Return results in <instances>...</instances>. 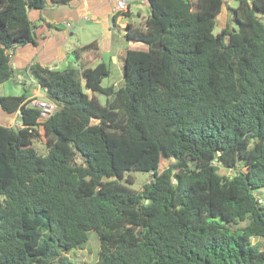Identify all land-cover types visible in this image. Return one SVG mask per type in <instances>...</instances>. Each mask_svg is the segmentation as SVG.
<instances>
[{
	"label": "trees",
	"instance_id": "16d2710c",
	"mask_svg": "<svg viewBox=\"0 0 264 264\" xmlns=\"http://www.w3.org/2000/svg\"><path fill=\"white\" fill-rule=\"evenodd\" d=\"M70 1L0 0V83L7 51L36 44L29 11ZM147 2L123 28L146 48L125 50L120 86L101 85L91 41L80 69L33 63L28 88L0 96L21 122L0 124V264H81L69 253L91 231L96 264H264V0ZM33 85L56 105L43 122ZM128 171L150 179L133 189Z\"/></svg>",
	"mask_w": 264,
	"mask_h": 264
},
{
	"label": "crops",
	"instance_id": "0c3cea01",
	"mask_svg": "<svg viewBox=\"0 0 264 264\" xmlns=\"http://www.w3.org/2000/svg\"><path fill=\"white\" fill-rule=\"evenodd\" d=\"M116 1L117 0H71L67 4L46 6L41 10H30L29 18L34 22L36 44L19 45L13 49V54L10 58V65L14 70L12 81L18 84L16 82L17 76L24 74L25 68L31 63H38L43 67H49L55 70L75 65L77 59L73 54V50L78 46L74 44L72 48H70L68 47V42L73 35L75 26L81 24V22L93 21L96 23L100 20L102 21L105 35H101L100 37L96 32V28L89 27L93 26L92 24L83 23L82 26L86 28V31L91 36L89 42L96 41L98 49L100 48L98 38L102 39L103 46L99 49L100 58H103V51L110 52L111 56L113 54L111 43L114 32L110 27V20L116 12ZM124 1L126 4L125 11H129V16L130 2H139L140 4H143L148 10V16L149 6L147 0ZM234 1L236 2V0ZM226 3L229 5L228 0H226ZM224 9L227 11L226 7H224ZM123 16L124 15H120L117 17L114 22V27L116 24L119 26L131 22L130 18ZM89 42H82L80 46ZM84 54L81 55L82 59H84V57L93 58V56L96 55L95 53L90 52ZM120 55H122L121 52L116 54V61L117 56ZM29 84L30 83L27 81L23 85L27 87ZM29 88L30 91L28 96H31L39 90V87L37 86L36 88L34 85ZM22 89V87H15L14 94H20ZM40 92L42 94L44 93L43 91ZM14 120H20L16 113L8 114L0 108V124L7 125L13 123Z\"/></svg>",
	"mask_w": 264,
	"mask_h": 264
},
{
	"label": "rangeland",
	"instance_id": "374dc122",
	"mask_svg": "<svg viewBox=\"0 0 264 264\" xmlns=\"http://www.w3.org/2000/svg\"><path fill=\"white\" fill-rule=\"evenodd\" d=\"M228 2H229V6H234L236 4L234 0H228ZM124 11L125 10H122L121 12H124ZM147 13H148V10L143 4H140L139 2L137 3L130 2V16H123V17L130 18L133 24L139 26V25H142L144 18H146L144 16H147ZM227 19H228V14H227V11L223 7L222 12L218 15L213 32L218 33L221 30L222 26L225 25V22ZM83 23L92 24L93 26H89V27L96 28V32L99 35V37L101 35L102 36L105 35V32L103 31L104 26L102 25L103 23L101 20L96 23L93 21L81 22V24H78L77 26H75L73 30V35L70 41L68 42V47L72 48L74 44L80 47V44H82V42H89V40H91V36L86 31V28L82 26ZM231 25H234V23L231 22ZM110 27L112 28L114 32L112 43H111V50L113 51V54L110 56L111 54L110 52L103 51V58H102L103 60H105L106 63L109 64L108 66L110 67V74L109 76H106L102 79L101 85L102 86L114 85L115 87H118L121 85L122 78H123V59H124L125 49L126 48L145 49L146 46L138 42H131V41L126 40L123 36V28L125 27V25L123 24V25L118 26L116 24L114 27L112 18L110 20ZM98 40H99V47L101 48V46H103L102 39L98 38ZM120 52L122 53V55L117 56V61H116V54ZM76 59H77L76 63L73 66L77 69H80V59L78 58ZM84 61L86 65L94 67L97 64V62H99L100 60H98L97 58L93 59V58L84 57ZM80 77L82 79L81 75ZM22 86L23 85L14 83L12 79L2 82L0 83V96L6 95V94H14L15 87L18 88ZM21 92H23V89L21 90ZM95 96L97 97L98 101L102 105H105L106 103L105 94L100 93V92H95ZM55 109H56V106H55ZM40 130L42 132V128H40ZM33 145L37 149L38 153L40 154L46 153L47 148L44 144L43 139L34 140ZM126 174L132 175L134 182L129 184V186L136 190L141 189L143 184L147 183L150 179V175L148 172L128 171ZM98 250H99L98 237L94 232L91 231L89 233L88 241L85 244H83L81 247L71 251L69 254L74 260H76L77 262L81 264H96L97 257H98L97 256Z\"/></svg>",
	"mask_w": 264,
	"mask_h": 264
},
{
	"label": "built area",
	"instance_id": "2783aa9c",
	"mask_svg": "<svg viewBox=\"0 0 264 264\" xmlns=\"http://www.w3.org/2000/svg\"><path fill=\"white\" fill-rule=\"evenodd\" d=\"M126 9V4L124 0H117L115 3V11H122ZM8 56L11 58L13 51L10 49L7 51ZM33 63H31L30 65L27 66V68H25V72L24 74L18 75L16 82L20 85H23L25 82H30L31 81V77H29V72H30V66ZM40 91L41 88H39L38 91H36L34 94H32L28 99H29V104L32 106H36L40 109V113H39V118L38 121L39 122H43L46 119H48L50 117V115L52 114V112L55 110V103L52 102L51 100H49L44 93L42 94ZM16 114L19 117V113L16 112ZM7 126H12V127H21V122L20 120H14L13 123H9L7 124ZM213 163H217L216 161ZM264 201V199L262 197H258V202L262 203Z\"/></svg>",
	"mask_w": 264,
	"mask_h": 264
},
{
	"label": "water",
	"instance_id": "95a60500",
	"mask_svg": "<svg viewBox=\"0 0 264 264\" xmlns=\"http://www.w3.org/2000/svg\"><path fill=\"white\" fill-rule=\"evenodd\" d=\"M249 1H250V0H249ZM151 47H153V48H160V47H161V43H160V42L153 43V44L151 45Z\"/></svg>",
	"mask_w": 264,
	"mask_h": 264
}]
</instances>
